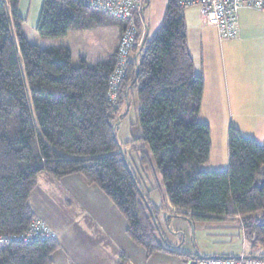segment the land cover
<instances>
[{"label": "trees", "instance_id": "16d2710c", "mask_svg": "<svg viewBox=\"0 0 264 264\" xmlns=\"http://www.w3.org/2000/svg\"><path fill=\"white\" fill-rule=\"evenodd\" d=\"M149 2L144 0L135 13V44L112 102L118 48L109 59L89 63L82 58L73 64L68 47L28 40L20 0H0V236L8 237L0 243V264H54L61 248L55 237L10 238L42 220L31 197L46 171L56 179L79 174L98 186L147 256L159 251L184 255L161 233L158 208L117 138L123 107L135 93L141 134L128 143L141 142L133 146L140 164L154 176L161 174L178 208L171 215L190 221L239 216L246 241L260 251L245 255L264 258V143L231 126L228 168L202 169L210 157V126L199 120L205 80L196 73L188 48L185 9L178 0H168L163 21L151 34L144 17ZM109 24L126 27L80 0H44L36 28L43 38L58 39Z\"/></svg>", "mask_w": 264, "mask_h": 264}, {"label": "crops", "instance_id": "0c3cea01", "mask_svg": "<svg viewBox=\"0 0 264 264\" xmlns=\"http://www.w3.org/2000/svg\"><path fill=\"white\" fill-rule=\"evenodd\" d=\"M43 2L44 0H20L19 12L25 18L23 33L29 41L43 47L66 46L72 49L68 44L62 42H57L59 45H56L46 39L44 41L37 31L36 27ZM149 4L150 2L147 5ZM184 14L188 48L194 60L195 71L203 75L205 80L199 120L210 126L211 150L210 157L202 165V169L222 170L226 165L229 166L228 134L230 127L236 125L235 127L241 132L255 133L244 135L257 140L256 129L254 127L244 128L241 121L244 119L251 122L253 119L264 117V113L260 114L258 110L259 106H264V12L250 8L242 9L239 13L238 36L228 41L221 40L216 26L203 21L199 7L187 8L184 10ZM103 26H107V30L102 33L103 47L101 51L103 56L96 58L98 61L109 59L116 52L122 33L121 27L117 24ZM210 43H215L214 48L210 46ZM240 49L247 51L246 70L239 68L237 55ZM224 50H226L227 56H225ZM110 52L111 54H109ZM134 95L137 94H132L129 103L124 107L136 105ZM124 107L121 121L126 119L125 115H127V110H124ZM234 117L239 124H234L235 120H232ZM129 140L131 138L126 139L123 143L125 152L128 148H133V145L139 147L138 142L132 144L128 143ZM214 148H217L215 160ZM138 170L144 193L158 208L157 220L161 233L162 229L166 230V227L176 229L172 223H179L180 221L174 219L180 217L171 214L178 208L171 204L165 192V186L160 180V173L157 171L158 173L156 172L157 174L154 176L150 168L142 164ZM50 176L56 179L53 175L50 174ZM48 179L51 180V178ZM57 180L60 184L63 182L72 193L73 202L79 204L82 217L80 222H76L75 217L78 216V213L75 211L71 213L70 210L65 211L62 208V203L66 206L72 205L73 202L69 199L58 198L54 203L46 202V195L41 189H38V181V186L32 195L34 204L32 207L36 217L48 224L55 234L54 237L61 244V248L53 255L54 264H112L111 260L114 258L116 259L115 264H190L191 262L195 264V261L200 257L237 256L260 252L257 249H252L246 241L240 217L228 215L206 221L189 220L194 226L197 224L204 228H216L215 231L208 234L204 228H199L201 231L200 242H198L197 228H195L194 237L187 235V229L191 230V226L186 229L178 228L179 231H186L185 239L182 241H176L172 233L166 235L167 238L164 236L171 245L178 246L177 250L184 255L159 251L147 256L146 251L136 245L128 236L126 232L128 223L125 217L98 186L86 183L79 174L68 175ZM45 181L49 183L47 178ZM162 200H165L164 207L161 206ZM213 235L217 237H207ZM220 237H228L229 240L237 237V239H241L242 244H237L234 247L228 244L227 248H222L217 244L229 241H212V239ZM188 243L189 248L185 249ZM108 247L111 252L108 251ZM110 255L113 257L109 262Z\"/></svg>", "mask_w": 264, "mask_h": 264}, {"label": "rangeland", "instance_id": "374dc122", "mask_svg": "<svg viewBox=\"0 0 264 264\" xmlns=\"http://www.w3.org/2000/svg\"><path fill=\"white\" fill-rule=\"evenodd\" d=\"M167 2H168V0H150V4L147 5V7L145 8L144 17H145V20L148 24L149 32L151 34H153L155 32V30L159 27V25L162 23ZM250 9H253V8H250ZM111 27H115V26H111ZM106 30H107V26H97V27H93L90 29L74 30L68 36H66L64 38H58V39L57 38L56 39L43 38V40L46 39L48 42H53L56 45H59L57 42H62L64 44H68V46H70L72 48L70 50L72 52L73 64H76V65L79 64L82 58H85L89 63H95L98 61L96 58L103 56L102 51H101V48L103 47V38H102L103 34L102 33ZM123 30L124 29H122V31ZM121 35H122V33H121ZM224 41H228V40H224ZM210 46L212 48H214L215 43H210ZM109 54H111V52ZM224 54H225V56H227L226 50H224ZM246 54H247V51L245 49H240L239 53L237 55L238 64L240 66L239 68L241 70H243V69L246 70L247 65H248V60H247ZM250 70H251V68H250ZM134 96L136 99V102H135L136 105L132 104L129 107L128 106L124 107V110H127V112H126L127 115H125L126 119H124L123 121L120 120L119 127L117 129V138L121 143H124L126 139H130V138L132 139V138L137 137L141 132L140 123H139L140 102L137 98V95H134ZM258 110H259L260 114H263L264 113V106H259ZM259 117H257V118H259ZM232 120H235V121H233L234 124H239L237 122V119H235V117ZM241 122L244 125L243 126L244 128L245 127H247V128L254 127L258 133V135H256V138H257L256 141L258 143H264V117H260L259 119H256V120L253 119V120H251V122L242 119ZM252 122H254L255 125ZM242 133L243 134H249V133L251 134L252 132L243 131ZM252 134H255V133H252ZM228 136H229V134H228ZM138 144H139V146L142 145L141 142H138L137 145ZM131 148L132 147L128 148V150L126 151L127 158L130 161V163L132 164V166L135 168L137 174H139L138 169L141 167L140 160H139V152L133 148L131 150ZM216 152H217V148H214V154H213L215 157L214 160L217 158ZM227 166L228 165H226L225 169L228 168ZM159 175H160L159 176L160 180L163 182L161 174H159ZM45 178H47L49 183L45 181ZM48 178H51V180ZM38 181H39V188L38 189H41L42 192L46 195V202L51 201L52 203H54V202H56V200L58 198H61L63 200L69 199L72 202L74 201V198H72L74 196L66 188L64 183L62 182L60 184V182L57 179H54L52 176H50L49 172L46 171V172L41 173L38 177ZM33 193H35V191ZM31 203L33 204V196L31 197ZM33 206H34V204H33ZM61 206L65 211L70 210L71 213L73 211L77 212L78 216L75 217V221L76 222L81 221L82 212H81L80 208L78 207L79 206L78 203L73 202L72 205H68L69 207L66 206L64 203H62ZM174 220H178V222L180 221L179 223H174V222L172 223L173 227H175L176 229H172V227H168V228L166 227V230L162 229V231L165 233L164 234L162 232L165 237H166V235H170V233H172V236L174 237V239L176 241H179V240L182 241L185 239L186 231H184V230L179 231L178 228L186 229L188 226H191V230L187 229L188 230L187 235H192L194 237L195 228H197L198 229L197 230L198 242H200L201 231L199 230V228H204V227H200L197 224L195 226H194V224L191 225V222L186 218L180 217V218H175ZM204 230H205L206 234H208V233H212L213 231H215L216 228L209 227V228H204ZM183 236H184V238H183ZM207 237H217V236L213 235V236H207ZM216 240L217 241H223V240L229 241L227 243L221 242V243L217 244V246H220L222 248H227L228 244H230L232 247L236 246L237 244L238 245L242 244L241 239H237V237H235L233 240H229L228 237H220V238L212 239V241H216ZM173 246H176V245H173ZM186 248H189V243H188V245L185 246V249ZM108 251L111 252L109 247H108ZM112 257L113 256H111V255H110V257H108L109 262H110V259ZM111 262H112V264H115L116 259L115 258L112 259Z\"/></svg>", "mask_w": 264, "mask_h": 264}, {"label": "built area", "instance_id": "2783aa9c", "mask_svg": "<svg viewBox=\"0 0 264 264\" xmlns=\"http://www.w3.org/2000/svg\"><path fill=\"white\" fill-rule=\"evenodd\" d=\"M80 1L126 23L119 42L117 61L109 88V98L114 102L118 87L126 73L130 50L137 36L135 13L142 10L144 0ZM178 2L184 9L199 7L203 21L218 28L221 40L234 39L238 36L239 13L242 9L253 8L264 12V0H178ZM54 236L55 234L43 220L35 219L28 230L20 235H12L10 238L17 241H31ZM5 239L8 237L0 236V243L5 242ZM196 264H264V258L249 257L245 254L235 257H200L196 260Z\"/></svg>", "mask_w": 264, "mask_h": 264}, {"label": "water", "instance_id": "95a60500", "mask_svg": "<svg viewBox=\"0 0 264 264\" xmlns=\"http://www.w3.org/2000/svg\"><path fill=\"white\" fill-rule=\"evenodd\" d=\"M139 71V69H137V72ZM190 264H192V262L190 263ZM195 264H196V261H195Z\"/></svg>", "mask_w": 264, "mask_h": 264}]
</instances>
